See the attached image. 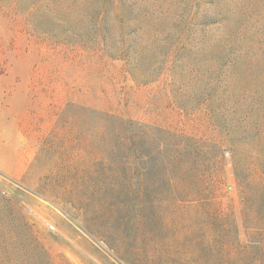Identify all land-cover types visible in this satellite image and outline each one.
<instances>
[{"label": "rangeland", "instance_id": "rangeland-1", "mask_svg": "<svg viewBox=\"0 0 264 264\" xmlns=\"http://www.w3.org/2000/svg\"><path fill=\"white\" fill-rule=\"evenodd\" d=\"M118 1L0 0V264H264V0L154 14L194 51L231 19L237 61L146 53Z\"/></svg>", "mask_w": 264, "mask_h": 264}, {"label": "trees", "instance_id": "trees-1", "mask_svg": "<svg viewBox=\"0 0 264 264\" xmlns=\"http://www.w3.org/2000/svg\"><path fill=\"white\" fill-rule=\"evenodd\" d=\"M140 2V4L146 6H148L149 2V6L154 8L151 15L145 14V17L143 16L142 19L138 18V21L131 20L130 22V24L137 26L138 29L141 30V33L138 35V45L141 46L146 53L156 46L157 38H159L160 35L166 33V36L172 37L171 41L166 39V56H168V58H175L176 56L182 55H203L205 57H209L211 55V58L213 57L222 59L223 56H235V61H237L238 58L245 59V57H248L250 54L249 45L245 39V34L241 32L242 27H238L236 22H231V19H224L222 21L221 27L219 28L220 32L216 36L210 35L208 33L206 34L204 32L200 33L199 36L201 44L199 49L194 51L189 46V40L195 35L196 32L192 28L189 21L190 13L187 14L186 18H182L181 21L177 22V24H175L174 13H171L172 17L169 15L170 13H167L166 20H169L167 21L170 25H168V27H166V31H164L163 27H161V18L155 16L154 14L156 12L158 13V8L165 2L168 5L173 4V2L171 0H141ZM110 4L114 7L115 19L116 16L123 17L120 8V2L118 0H110ZM132 7L133 10L138 9V4L133 3ZM219 12L221 13V9ZM101 35H103V33H101ZM102 42H104L105 49H108L110 52H112V55L110 56H112L113 59H125V57L129 58L130 52L124 47V43L112 45L107 43V39H102ZM142 57V55H138L136 59L139 60L142 59ZM129 73L132 77H134V79H136L131 70ZM156 79L157 78L151 79L149 82H153ZM43 252L47 253L45 249H43Z\"/></svg>", "mask_w": 264, "mask_h": 264}, {"label": "built area", "instance_id": "built-area-1", "mask_svg": "<svg viewBox=\"0 0 264 264\" xmlns=\"http://www.w3.org/2000/svg\"><path fill=\"white\" fill-rule=\"evenodd\" d=\"M51 228H53V227H51Z\"/></svg>", "mask_w": 264, "mask_h": 264}]
</instances>
